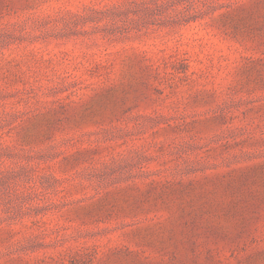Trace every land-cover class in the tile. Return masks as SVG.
Listing matches in <instances>:
<instances>
[{"label":"rangeland","instance_id":"obj_1","mask_svg":"<svg viewBox=\"0 0 264 264\" xmlns=\"http://www.w3.org/2000/svg\"><path fill=\"white\" fill-rule=\"evenodd\" d=\"M0 264H264V0H0Z\"/></svg>","mask_w":264,"mask_h":264}]
</instances>
